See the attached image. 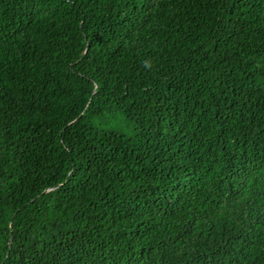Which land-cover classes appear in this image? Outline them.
Instances as JSON below:
<instances>
[{
	"label": "trees",
	"instance_id": "16d2710c",
	"mask_svg": "<svg viewBox=\"0 0 264 264\" xmlns=\"http://www.w3.org/2000/svg\"><path fill=\"white\" fill-rule=\"evenodd\" d=\"M0 264H264V0H0Z\"/></svg>",
	"mask_w": 264,
	"mask_h": 264
}]
</instances>
